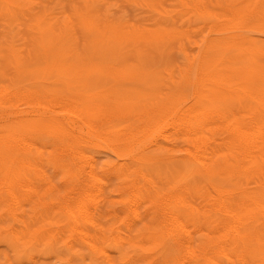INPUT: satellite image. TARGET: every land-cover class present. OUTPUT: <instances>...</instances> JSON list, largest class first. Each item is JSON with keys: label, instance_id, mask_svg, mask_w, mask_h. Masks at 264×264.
<instances>
[{"label": "bare ground", "instance_id": "bare-ground-1", "mask_svg": "<svg viewBox=\"0 0 264 264\" xmlns=\"http://www.w3.org/2000/svg\"><path fill=\"white\" fill-rule=\"evenodd\" d=\"M112 1L0 0L4 263L264 264V0Z\"/></svg>", "mask_w": 264, "mask_h": 264}, {"label": "rangeland", "instance_id": "rangeland-1", "mask_svg": "<svg viewBox=\"0 0 264 264\" xmlns=\"http://www.w3.org/2000/svg\"><path fill=\"white\" fill-rule=\"evenodd\" d=\"M124 1H125V3H123L122 0H120L119 3L118 2H115V1H112L111 2V16H113V17H124L125 19H128V20H134V19H136L138 17H142V18L145 17L147 20H152L151 18H153L154 20L148 21V22H147L146 19H143V20H146L145 21L146 23L145 22L144 23L147 24V23H150L151 22L152 23L151 24L152 26H154V25L155 26H159L161 28V31L162 30H165L167 28H170V27H175V28L177 27L178 30H183V29H188V28L192 27L193 25L197 24V22L196 23H191V21L192 22L197 21L196 18L195 19L194 18L193 19L192 18H188L186 15H185L186 17L181 18V15H184V14H182V13L173 14L174 11H172V13H170L171 12L170 11L171 6H172V4H175V1L168 2V0H166V1L165 0H157L159 2L158 3V2H156V0H149L150 2L151 1H153V2L155 1V3L158 4V5L157 4L156 5L159 7L160 11L157 13V15H151V13L148 10L147 11L146 10L145 11H141L140 13H138L139 14L138 17L135 16L136 15V11H134L135 8L132 7V6H129L127 4V1L128 0H124ZM163 2H164L165 5L163 4ZM55 3H56L55 1L52 2V5H54ZM167 3H169L171 5H169V4L167 5ZM66 6H68V4ZM129 11H130L131 15H130ZM167 12H169L168 15H167ZM141 14H142V16H141ZM157 16H158V18H156ZM160 17L161 18L163 17L165 20L163 18L161 19ZM148 18H150V19H148ZM185 18L187 19V21L186 20H183ZM172 20H173V22H172ZM175 20H176V22H175ZM2 31H3V29H1V26H0V32H2ZM205 32H206L205 29H201L200 30V34L201 35H204ZM171 54L172 55L170 56L171 57L170 59L171 60H174L175 63H181L179 61H183L184 60L182 54L181 53H178L176 49L173 50L171 52ZM81 88L82 87H79V88H76V89L77 90H81ZM52 89H53V87H52ZM115 127H117V125H115ZM95 156H97L96 157V160H97L98 165L101 164L106 159L103 154H95ZM54 183H55L54 184L55 186L57 184L56 188L58 189V192H60L61 191L60 189H62L63 187H62L61 183L58 181V178H56L54 180ZM58 184H60V185L58 186ZM60 194L63 195L64 194V190H62L59 194L58 193H54L52 196H49L48 199H52V198L55 199V198H57L58 200H62V195H60ZM0 251L2 253H4V254L10 256V252H7L4 247H0ZM9 262H11V261H9ZM0 264H5L4 263V259L1 256H0ZM35 264H58V263L55 261V259H49V260H44L43 259V260H38Z\"/></svg>", "mask_w": 264, "mask_h": 264}]
</instances>
